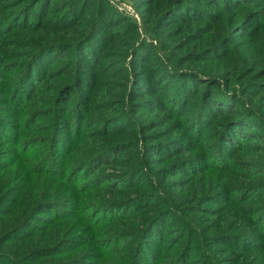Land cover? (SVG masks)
Instances as JSON below:
<instances>
[{
  "label": "rangeland",
  "instance_id": "obj_1",
  "mask_svg": "<svg viewBox=\"0 0 264 264\" xmlns=\"http://www.w3.org/2000/svg\"><path fill=\"white\" fill-rule=\"evenodd\" d=\"M14 1L0 0V264L67 259L96 264L93 252L85 251L90 246L80 247L95 231L113 233L97 244L104 255L100 263L128 264L147 215L166 212L150 221L141 238L142 264H205L207 257L209 264H264V130L211 125L201 135L191 125L193 99L185 112L177 110L178 84L161 82L154 90L160 94L152 92L159 73L167 80L169 75L152 54L155 42L142 25L166 35L163 40L172 47L185 30L179 23L181 2L153 14L147 11H157V0H106L117 14L108 12L101 30L74 51L78 33L94 20L97 0L78 6V28L62 35V28L40 32L33 25L21 28L22 20L11 23ZM66 1L45 4L53 9ZM248 1L250 6L238 9L241 14L262 10L261 0ZM207 7L206 0L197 6L200 13L212 9ZM163 10H168L164 25L159 24ZM122 18L132 19L137 30L124 32ZM261 27L264 46V24L256 29ZM38 33H43L39 42ZM58 43L65 48L48 46ZM37 46L49 50L29 59ZM186 87L188 98L204 89L199 83ZM234 128L235 148H230L225 139ZM8 230L12 234L3 238ZM150 235L155 237L147 242ZM62 240L66 244L56 253L35 254Z\"/></svg>",
  "mask_w": 264,
  "mask_h": 264
},
{
  "label": "trees",
  "instance_id": "obj_2",
  "mask_svg": "<svg viewBox=\"0 0 264 264\" xmlns=\"http://www.w3.org/2000/svg\"><path fill=\"white\" fill-rule=\"evenodd\" d=\"M100 1L103 2L102 7ZM202 1L205 0H192L194 5L189 6L188 3H186L189 2V0H162V2L161 0H157L155 5L157 11L154 9L147 11L148 13L152 11L153 14H159V10L162 6L167 5L168 9L174 2H181L180 10H183V15H181L182 19H179V23L184 25L183 27L185 28V30L179 28L180 31L176 35V38H178L179 41L178 43H176V41H174V43H170L172 46L170 47L163 40V37L166 35L153 33L154 30L147 28L143 23V33L155 42V46L152 44L150 45L154 51L152 54L163 66L164 73L169 75V80H167L159 73V79L156 81L157 84L153 86L154 89L152 92L160 94L159 91L154 90H156V87L161 82L165 84L168 82V86L173 83L178 84L175 88L178 92V94L175 95L177 110L181 114L185 112L188 106V100L193 99L195 110L193 111V115L191 117V125L195 132H198L201 135H203L206 127L209 128L211 125H215L217 127L218 125L222 126L224 131L228 130L231 125H235V128L245 125L246 130L253 128H260L264 130V105L261 107L255 105V103H260L261 100H264V95L261 94L264 93V80L262 79L264 77V46L262 40L263 37L261 34L259 35V32H261L263 27L256 29L259 26V23L264 24V5L261 11L257 12L252 10L241 14L238 9L250 6L252 2L248 0H206L208 5L207 8L212 9H206V13H200L197 6L199 3H202ZM261 1L264 3V0ZM46 2L47 0L14 1L9 7L11 8V12L9 13L11 16L9 17L11 23L16 20H22V23H19L21 28L27 29L29 26L33 25V27H38L35 30H41L40 32H42L43 29L62 28L58 31V35H62L65 31L68 32L78 28L77 26L79 24H76L75 20V15L79 12L78 6L79 9H81L80 6L83 4H90L88 0H69L64 3H56L53 5V9H50V3L46 5ZM57 4L59 6H57ZM62 5H67L65 10H60ZM34 8H37L35 18L31 15ZM25 10H28L27 13H25ZM167 11L163 10L160 14L162 17H159V24L164 25L163 22L165 18H167L166 16L168 14ZM108 12L116 13L114 6H111L106 0H97L96 6L92 12L94 20H91L90 24L81 34L80 32L78 33L80 36L78 41L75 42V45L73 46L74 51L77 50L76 46L78 44L90 42L93 32H99L101 30L105 20V15ZM32 18H34V22L28 21ZM41 19H43V23L41 22ZM122 19L126 21V24L124 25V32L137 30L136 24L132 19ZM255 20L259 22H256ZM1 30L0 25V37ZM37 37H39L37 38V41H41L43 39V33H38ZM35 41L36 39L33 43H35ZM48 46H51V48H65V46L60 43ZM192 46L193 49H191ZM37 47L38 48L36 50L34 49L33 52L28 53L29 59L36 57L37 53H45L49 50L47 46ZM71 47L66 45V48L70 49ZM39 59L40 58H36V63ZM78 63L79 61H76L75 65L78 66ZM180 64H182V66L189 64L191 68L194 67L195 69H188L185 71L180 68ZM33 68L34 67L29 69L31 75H33V73H31ZM153 70L154 69L151 68L147 72L149 77L154 74ZM201 77L205 80L200 79ZM3 80L4 78L2 77L0 83H2ZM37 80L38 78L34 79L33 82H36V85L41 84V82L37 84ZM73 81H71L70 84L68 82L67 85L71 86ZM188 82L193 85L199 83V85H201L204 89H202L201 93H197L195 97L191 95L188 98L189 94L184 93ZM65 86L66 85H63V88ZM191 88L193 91L195 90L194 87ZM189 89H187V91ZM130 93L131 91L128 89L125 97L129 98ZM119 102L120 107L118 112L120 110L122 111L121 104H123V98H120ZM128 107L130 106L126 105L123 111L128 110ZM65 113L66 110H64V114ZM205 116L210 118L209 121L205 118ZM216 117L222 118V121L220 120L215 122L214 118ZM118 121L119 120L116 119V121L111 124ZM235 128L232 132H230L229 140L227 141V139H225L226 144H228L230 148H235ZM56 129L57 128H54L55 132ZM176 130H180L185 133L187 132L182 128L180 129V127ZM201 135L196 136V138H200ZM195 143L196 141L193 145ZM130 147L131 145H127L123 149L127 150ZM211 168L212 166L206 168L201 174H205L210 171ZM253 188L255 189H252L250 192L256 191L258 186H254ZM167 214L168 213L166 212L154 213L151 215L148 214L149 216L147 215L146 228L142 230L137 242H133L135 243V249L128 264L145 263L142 257L143 251H141V249L145 250V247H143V245L141 247V238L146 233L147 227L151 223H154L150 221H153L156 217L167 216ZM8 233L12 234V230L5 232L2 237L5 238V234ZM112 234V232L108 231L101 232V234H98L97 231L90 233L89 238L85 240V243L83 245L81 244L80 247L89 245L90 247L85 251H92V258L96 259V264H101L100 260L104 255H101L97 244L100 239L108 237ZM154 237L155 236L150 235L148 240L146 237L147 242L151 239L153 240ZM77 238L79 237L77 236ZM70 240L72 243L77 242L74 238H70ZM108 242L112 243V238H109ZM64 244H66V241L62 240L54 245H49V247L43 248L42 250H35V254L44 251L47 252V254L52 255L51 253H56L57 250ZM136 252L138 253L137 257H135ZM85 253L82 251L81 254L84 255ZM5 256L8 257L7 254H5ZM207 258L209 259V257ZM137 259H139L138 262ZM208 259L205 264H209L211 262ZM62 263L77 264L69 259H67L65 263Z\"/></svg>",
  "mask_w": 264,
  "mask_h": 264
}]
</instances>
